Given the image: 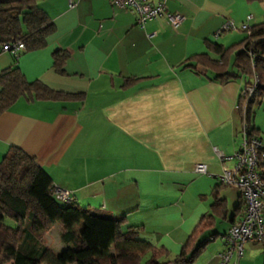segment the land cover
Masks as SVG:
<instances>
[{
	"label": "crops",
	"instance_id": "crops-1",
	"mask_svg": "<svg viewBox=\"0 0 264 264\" xmlns=\"http://www.w3.org/2000/svg\"><path fill=\"white\" fill-rule=\"evenodd\" d=\"M38 7L54 35L44 49L17 59L0 46V75L14 67L29 83L84 97L16 101L0 115V162L10 149H20L74 204L124 216L123 230L135 228L139 239L176 257L209 213L214 189L227 187L220 177L223 166L233 168L239 149L237 103L245 83L220 85L203 67L185 62L209 54L207 42L228 48L243 41L240 25L249 16L250 29L263 23L264 2L169 0L167 11L184 18L176 31L164 18L140 29L135 14L110 0H39ZM227 21L235 29L217 36ZM58 51L69 55L64 75L53 68ZM127 79L137 81L123 87ZM216 152L228 160L221 162ZM197 165L205 174L195 171ZM239 195L237 190L231 214L221 198L228 213L215 226L218 220L228 230L233 226ZM52 230L43 241L56 254ZM211 235V241L218 236ZM213 247L193 264H217L225 243Z\"/></svg>",
	"mask_w": 264,
	"mask_h": 264
},
{
	"label": "trees",
	"instance_id": "trees-1",
	"mask_svg": "<svg viewBox=\"0 0 264 264\" xmlns=\"http://www.w3.org/2000/svg\"><path fill=\"white\" fill-rule=\"evenodd\" d=\"M38 1L0 0V45L22 41L25 52L47 47L56 30L38 7ZM206 48L209 54L192 56L184 66L203 67L220 85L242 76L245 80L243 90L257 78L259 95L256 101L260 103L264 98V22L252 27L238 44L224 48L207 42ZM68 59L65 52L53 54V68L58 74H65ZM136 81L127 79L123 87ZM83 97L55 92L37 81L29 83L14 67L0 75V115L19 99L57 102L82 100ZM244 101L240 94L239 120L241 126H246L248 135L256 138L259 130L254 125L252 107L255 102L244 107ZM258 171L264 182V158L260 160ZM220 188L214 189L209 213L187 238L180 253L174 260L166 261L169 251L139 239L135 228L123 230L124 216L110 217L74 203L58 201L50 176L20 149L12 148L0 162V264H193L214 239L215 235L206 237V234L213 230L216 219L227 217L226 201L218 196ZM239 200L231 219L233 226L245 215L242 194ZM57 223L63 227L60 241L67 247L58 255L43 241ZM80 223L82 229H76ZM205 238L208 240L204 241Z\"/></svg>",
	"mask_w": 264,
	"mask_h": 264
},
{
	"label": "built area",
	"instance_id": "built-area-1",
	"mask_svg": "<svg viewBox=\"0 0 264 264\" xmlns=\"http://www.w3.org/2000/svg\"><path fill=\"white\" fill-rule=\"evenodd\" d=\"M169 0H110L111 5L116 9L131 11L136 16V25L143 29L147 23L164 18L173 30H177L184 18L179 14L170 13L166 9V2ZM70 8L74 7L69 1ZM247 17L245 23L239 29L246 34L250 33ZM235 26L231 21H227L217 32V36L234 30ZM150 37V36H149ZM1 50L17 59L25 52V45L22 41L4 43ZM258 79L254 78L253 84L242 91L245 98L244 107L250 102H257L259 95ZM221 162L228 160L221 153L216 152ZM264 158V140L250 137L246 126H242L240 132L239 149L231 158L234 161L232 169L222 167L220 181L227 187L234 188L243 196L246 209L243 219L235 226H232L223 236L225 241L224 252L220 254L217 264H238L243 256V246L249 241L264 242V182L261 180L258 166L260 160ZM195 171L205 174L203 165H197ZM55 198L66 204L73 203L71 195L63 189L55 188ZM182 264V263H180Z\"/></svg>",
	"mask_w": 264,
	"mask_h": 264
},
{
	"label": "rangeland",
	"instance_id": "rangeland-1",
	"mask_svg": "<svg viewBox=\"0 0 264 264\" xmlns=\"http://www.w3.org/2000/svg\"><path fill=\"white\" fill-rule=\"evenodd\" d=\"M245 33V32H244ZM246 36V33H245ZM238 80L244 81V78L241 76ZM253 113H254V125L260 130V138L264 140V98L260 101V103L257 101L253 104L252 107ZM240 143V139H239ZM236 193L237 190L231 187H224L219 191L220 198H227L228 201V209L231 214L233 207L235 206V200H236ZM82 226V223L80 225H76L75 228L79 229ZM229 227V224L224 221H217V224L215 228L210 231L208 234H206V237L209 234H217V238L214 241H211L209 244H207L206 250L199 256L202 258L206 253L211 254L213 253L214 245H224L225 241L223 238V235L227 232ZM61 231V224L57 223L52 233L50 234V237L52 236L54 239L57 237V244H54V251L56 252V255L60 254L63 250H61V246L63 244L61 241H58L60 238V232ZM50 232V231H49ZM48 232V233H49ZM59 237V238H58ZM208 239L205 238L204 241H207ZM59 242V243H58ZM243 256L239 259L238 264H264V244L258 243L256 241H249L243 246ZM198 257V258H199ZM175 256L170 255L169 258L166 261H172L174 260ZM207 259H203V262Z\"/></svg>",
	"mask_w": 264,
	"mask_h": 264
}]
</instances>
